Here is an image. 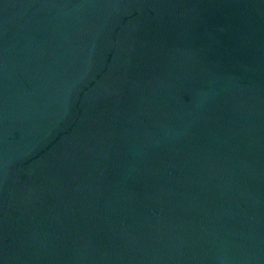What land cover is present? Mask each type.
<instances>
[{"label": "water", "instance_id": "water-1", "mask_svg": "<svg viewBox=\"0 0 264 264\" xmlns=\"http://www.w3.org/2000/svg\"><path fill=\"white\" fill-rule=\"evenodd\" d=\"M0 264H264V0H0Z\"/></svg>", "mask_w": 264, "mask_h": 264}]
</instances>
